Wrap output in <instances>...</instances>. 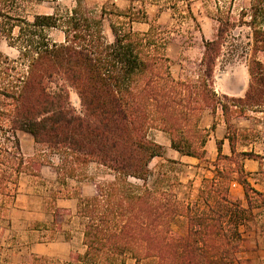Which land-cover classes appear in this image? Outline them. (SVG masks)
Here are the masks:
<instances>
[{
  "label": "trees",
  "instance_id": "trees-1",
  "mask_svg": "<svg viewBox=\"0 0 264 264\" xmlns=\"http://www.w3.org/2000/svg\"><path fill=\"white\" fill-rule=\"evenodd\" d=\"M72 1L68 10L57 7L31 21L9 17L13 21L5 23L8 17L0 13V35L18 52L11 58L0 51V134L13 137L12 150L0 149V160L20 169L23 157L15 136L20 130L58 155L61 182L86 179L90 163L108 170L113 179L98 182L93 195L78 198L82 254L65 262L32 256L21 264H251L243 256L241 227L257 203L249 192L260 193L241 163H234V148L232 156L223 155L218 142L213 173L202 177L196 199L180 198L170 175L178 161L165 159L155 173L149 168L152 159L164 155L150 132L167 133L172 149L201 160L209 138L200 124L204 111L220 107L227 119L230 107L243 116L264 106V64L254 56L264 51V0H249L239 13L238 24L251 30V81L239 98L218 95L212 87L226 28L218 27L216 38L204 42L197 79H176L161 31L155 25L145 33L131 28L132 21L147 18L146 0H130L141 3L135 10L108 12L116 18L110 25L112 40L103 32L104 8L98 15L85 0ZM51 29L61 31L64 39H52ZM70 91L77 94L79 109L72 105ZM227 137L232 142L236 134ZM234 179L243 186L248 209L230 197Z\"/></svg>",
  "mask_w": 264,
  "mask_h": 264
},
{
  "label": "crops",
  "instance_id": "crops-1",
  "mask_svg": "<svg viewBox=\"0 0 264 264\" xmlns=\"http://www.w3.org/2000/svg\"><path fill=\"white\" fill-rule=\"evenodd\" d=\"M86 2L98 4L95 11L98 15L103 8L107 11L102 27L108 40L113 38L110 25L116 19L108 12L115 9L126 11L129 7L135 10L141 7L140 2H131L130 0H85ZM108 2L109 5L106 4ZM189 2L194 18L191 21L193 23L196 21L199 24V29L193 33L195 36L193 39L196 42L187 44L186 47L169 42L165 49V54L170 59L171 75L176 79H179L180 64L173 60L188 56L193 60L194 65L198 63L201 67L205 51L204 42L215 39L217 35L218 18H213L205 13L203 0H189ZM144 10L147 18L132 21L133 31L145 33L151 25L171 24L172 8L170 6L160 8L155 2L149 1L145 2ZM63 39L62 33V39L59 41ZM254 56L264 64V51H259ZM177 64L178 69L174 67ZM175 70L178 73L175 74ZM249 78L248 64L243 62L233 64L229 71H225L218 69L217 62L214 66L212 87L218 95L225 94L229 97L239 98L244 96ZM211 113L212 116H215L216 121L204 145V159L215 161L218 154V142L221 143L223 155L232 156L231 148H234L235 153L238 154L247 180L253 189L260 193L258 195L251 192L250 198L256 200L257 203L251 206L249 210L251 217L241 227L246 243L243 256L250 259L252 263L255 261L264 263V202L262 201V199L264 200V180L259 176L264 171V151L257 145L253 147L254 149L250 147L248 151L247 146L238 145L237 137H232L231 142L227 137L230 135L227 131V119L221 108L217 107L215 112ZM247 120L244 115H234L230 123H235L234 128L240 130L245 126L242 123ZM205 126L209 127V125ZM15 136L19 152L23 157L20 169L17 170L15 162L7 160L1 162L0 160V248L8 253L10 261L6 262L21 264L26 255L69 260L75 254H82L84 252L82 231L73 227L74 220L78 219L77 202L79 197L93 195L98 181L96 179L84 181V179L66 178L64 182H61L57 173L58 155L46 151L27 132L17 130ZM11 139L13 137L10 133L0 134V149L6 148L10 152L12 150ZM154 139L163 146L165 156L170 159L187 163L199 161L195 157L182 155L172 149L169 136L165 132L156 130ZM250 146L252 145L250 144ZM243 152H253L255 156L244 155ZM0 157H4V154L0 153ZM229 192L231 198L241 201L243 207L248 209L243 186L236 179L230 182ZM53 209H58L61 217L68 218V220L65 222L60 218L58 223V220L56 221L58 214ZM52 230L57 233L58 237L53 240H45L47 234Z\"/></svg>",
  "mask_w": 264,
  "mask_h": 264
},
{
  "label": "rangeland",
  "instance_id": "rangeland-1",
  "mask_svg": "<svg viewBox=\"0 0 264 264\" xmlns=\"http://www.w3.org/2000/svg\"><path fill=\"white\" fill-rule=\"evenodd\" d=\"M109 1V0H108ZM147 2H155L160 8L164 6H170L171 10V24H162L155 26L163 36H165L169 42H175L181 44V46H187V44H193L196 40L193 39L195 32L199 29L198 22L191 21L193 20V15L190 10V2L189 0H146ZM146 2V3H147ZM203 7L205 13L207 15L218 18L217 26L224 27L226 30L222 33V37L219 40L222 44V49L220 52V57L218 58V69L219 70H227L229 71L230 67L233 64L237 63H245L249 64L250 56H251V30L246 25L238 24L239 13L241 11V7L247 8L249 6V0H203ZM109 5V2L106 3ZM74 2L72 0H0V13H3L8 18H5V23L12 22L10 18H26L27 20H32L34 15L44 14V13H53L55 9L58 7L61 11L68 10L72 8ZM97 3H88L86 2V7L96 11ZM216 16V17H215ZM17 32L15 28L13 30V34ZM49 36L59 41L62 39L61 31L57 29L49 30ZM182 48V47H181ZM174 49V48H173ZM0 51L4 54L8 55L11 58L17 57V50L13 47L8 46L6 39L0 35ZM180 60H182L180 62ZM180 64L178 69V64L176 67L179 71V79H192L196 80L197 76L201 74V68L198 63L193 64V60L189 59L188 56L182 57L173 60ZM196 61V60H194ZM178 73L175 70V74ZM249 78V82H250ZM70 101L72 105L79 109V99L77 94L74 91H70ZM231 112H228V129L227 131L230 135L235 132L236 137L238 139L239 146H247L249 151L250 147L257 145L264 151V106H258L255 108V111L250 110L247 111L244 116L247 117V121L242 124L244 128L240 130H236L234 128L235 123H230L232 116H234V108L230 107ZM217 117V116H216ZM215 116H212L210 110L208 112H203L200 124L202 127L207 129L208 133H211V124L215 123ZM205 125H209L207 128ZM151 136L155 138L156 130L150 132ZM250 144L252 146H250ZM252 156H255L253 152ZM168 156L163 155V158H154L149 163L150 170L155 173L159 170L160 164L162 161L167 159ZM234 163L237 166L240 164L239 156L233 157ZM178 163L172 166L170 170L171 175V183L172 190L175 191L177 197L183 198L185 196H189L190 199L195 200L197 194V188L200 185L202 177H210L213 173L214 167L212 163L214 161L201 159L195 163H187L181 162L179 160ZM221 164V162H220ZM235 165V164H234ZM234 165L232 167L234 168ZM87 175L88 177L84 179V181L96 179L98 182L110 181L113 179V175L103 168L102 166L97 165L96 163H90L87 167ZM260 178L264 180V171L261 172ZM152 176L148 180V185L152 184ZM135 183H141L140 181L132 179ZM73 187V186H72ZM249 195H252L249 192ZM55 213H57L56 221L59 223L62 215L59 213L58 209H53ZM249 219V218H248ZM68 218L63 219V221H67ZM181 221V219H180ZM178 224V222H176ZM73 227H76V230L83 229V222L80 217L75 219L73 222ZM69 229V228H66ZM58 235L55 231L49 232L45 240H53L57 238ZM246 246V243H245ZM246 250V248H245ZM30 256H25L23 259L24 262H28L30 260ZM50 258V257H48ZM58 260L59 262H65L67 260H60L58 258H51ZM0 260L1 261H10L8 257V253L5 250L0 248ZM131 260H128L127 264H132ZM251 264H264L258 261L251 262Z\"/></svg>",
  "mask_w": 264,
  "mask_h": 264
}]
</instances>
